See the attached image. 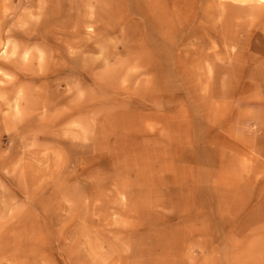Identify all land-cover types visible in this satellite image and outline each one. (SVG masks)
I'll use <instances>...</instances> for the list:
<instances>
[{
	"label": "rangeland",
	"instance_id": "374dc122",
	"mask_svg": "<svg viewBox=\"0 0 264 264\" xmlns=\"http://www.w3.org/2000/svg\"><path fill=\"white\" fill-rule=\"evenodd\" d=\"M8 39L0 264H264V5L0 0Z\"/></svg>",
	"mask_w": 264,
	"mask_h": 264
},
{
	"label": "clouds",
	"instance_id": "9594fccd",
	"mask_svg": "<svg viewBox=\"0 0 264 264\" xmlns=\"http://www.w3.org/2000/svg\"><path fill=\"white\" fill-rule=\"evenodd\" d=\"M240 2V0H238ZM247 2V0H243ZM255 3L264 5V0H255ZM21 27H27L26 24ZM2 51H0V61L7 64L17 66L19 70L23 71L33 65L42 66L45 62V52L38 46L22 47L12 39H8L0 44ZM0 86H7L16 80V76L8 71L0 68ZM0 102L6 107L7 111L3 112L6 117H11L17 123L23 122L24 106L26 105L25 92L20 89L16 92L15 98L9 102L8 93L0 92ZM87 142V141H85Z\"/></svg>",
	"mask_w": 264,
	"mask_h": 264
}]
</instances>
